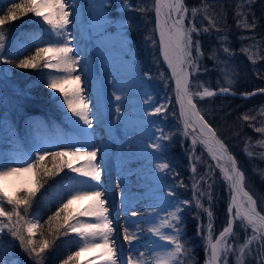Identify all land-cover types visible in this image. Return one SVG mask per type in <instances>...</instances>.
I'll return each instance as SVG.
<instances>
[{"label": "snow or ice", "instance_id": "obj_1", "mask_svg": "<svg viewBox=\"0 0 264 264\" xmlns=\"http://www.w3.org/2000/svg\"><path fill=\"white\" fill-rule=\"evenodd\" d=\"M252 3L253 0H241L238 3L235 12L238 28L255 29L254 19L252 23L248 21L247 8ZM103 6L101 4V7ZM124 6L131 7L128 4ZM210 7L207 0H202L201 6L191 9L185 0H153L155 31L158 33V39L153 40V44L158 46L160 57L170 70V78L175 83V100L179 105V117L183 125L182 134L186 138L191 136L193 155L197 143L202 144L211 159L216 162L215 167L220 169L228 184L229 219L218 237L214 238L212 230L213 197L212 183L209 182L211 176L197 178V168L193 164L191 167L193 199L183 201L176 199L166 217L159 223L150 222L147 232L155 239L151 241V247L147 252L138 251L133 246L125 253L122 244L115 238V228L109 217L110 209L105 207L108 201L100 183L103 169L97 164L99 149L73 143L67 150L41 147L22 162L14 165L0 163V264H11V260L5 258L6 250L3 240L5 233L19 242V247L27 253L34 264H45L46 250L50 249L61 236L68 237L72 233L75 234L76 239L66 243H74L77 250L70 252L60 261V264H187L189 260L194 259L192 249L184 238L185 225L182 213L189 207L203 209L209 218L206 236H204L203 225L197 226V235L205 239L207 252L205 264H228L229 255L235 256V264H245L247 258H252L256 264H264V214H262L264 208H258L257 200L246 189L245 173L241 170L239 162L205 119L197 104V100L231 93L232 76L224 72L225 84L228 86H221L218 91L208 88L199 80L195 83L197 90L193 91L192 78L200 73L201 61L205 55L200 40L194 39V35L199 37L205 33L210 35L213 30L217 33L222 31L217 20L208 15ZM139 10L147 11L146 8ZM74 11L75 0H20V2L11 0L10 6L0 14V53L5 48L6 25L29 14L39 18L42 24L48 25L49 39L37 45L34 53L26 55L15 64V67L55 69L58 75L49 74L46 81V87L53 90L54 101L62 109L66 108L67 112L78 118L77 124L82 121L83 125L92 128L94 114L90 117L88 102L84 96L85 88L82 87L81 73L78 69L80 60L78 54L74 53L71 43L73 35L69 25L75 23L74 18L70 19L74 17ZM198 15L201 16L200 27L196 25ZM204 20H207V26L203 25ZM217 39L221 42V48L211 50L209 59L219 62L218 53L222 51L227 63L233 55L227 44L228 37L227 35L218 36ZM249 39L255 40V37H249ZM251 47H256V44ZM241 51L249 53L250 49L242 48ZM256 55L253 53L248 58L255 63ZM0 62L9 63L10 61L0 57ZM161 76L163 77V74ZM147 78L152 79L150 75ZM259 91L264 93V89ZM231 94L235 95V93ZM255 94L253 92L243 95ZM115 99L119 101L121 96L116 95ZM116 111L119 112L120 109L117 108ZM167 111V104H161L152 114L163 115ZM260 114H264V108L260 110ZM241 119L249 121L255 117L244 114ZM255 130L264 133V126L257 127ZM159 131L160 136L152 145L156 151L165 148L161 141L171 140V136H166L162 128ZM258 143L264 147V140ZM244 151L250 158L253 156L247 147ZM261 157L264 158V153H261ZM169 167L167 162H161L157 170L167 172ZM211 168L212 166L209 165L210 172ZM65 169L75 175L65 177L66 192L58 200L56 211L46 221L49 225L48 232L53 238L51 240L42 238L38 241L35 236L42 225L35 215L29 217V209L46 180L60 175ZM261 175L264 176V173ZM17 181L21 182V187L15 195H9V185H15ZM202 183L207 184V189L201 187ZM179 186L187 187L183 182H180ZM167 195L175 197L176 193L169 191ZM205 197L208 200V208H204L202 203ZM83 199H91L93 203L83 211L77 212L72 205ZM131 215L138 217L140 213L133 211ZM81 217L93 219L86 221ZM195 219L199 220V216ZM237 221L247 237L242 244L238 245L228 241L229 236L238 239L234 232ZM140 223L133 222L123 228V240L129 245L140 240L139 233L143 231L139 227ZM129 227H135L136 231L130 232ZM40 235L43 237V232ZM254 244L257 247L253 248ZM85 253L94 254V258L85 259Z\"/></svg>", "mask_w": 264, "mask_h": 264}, {"label": "bare ground", "instance_id": "obj_2", "mask_svg": "<svg viewBox=\"0 0 264 264\" xmlns=\"http://www.w3.org/2000/svg\"><path fill=\"white\" fill-rule=\"evenodd\" d=\"M104 1L75 0L74 17H70L75 20L69 25L73 35L71 43L80 60L78 69L85 88L84 96L90 117L94 114V118L93 127L88 128L82 121L77 124L78 118L63 108L70 131L82 132L80 137L70 132L66 141L68 147L81 142L99 149L97 164L103 169L100 183L106 192L108 202L105 207L110 209L115 238L124 251L134 246L147 252L155 239L147 232L150 222L159 223L172 210L171 197L162 188V178L157 170L158 151L152 147L160 132L154 123L159 115L152 114L160 98L148 94L151 88L142 77L143 69L134 66L130 44L120 29L123 26L110 23L109 14L103 11ZM116 95L121 96V100L117 101ZM1 133H5L4 129ZM26 158L19 151L14 136L0 138V163L14 165ZM20 184V181L10 184L9 189H16ZM92 203L91 199L77 201L83 209ZM133 211L140 215L133 217ZM84 218L86 221L93 219ZM133 222H141L139 227L143 231L139 233L140 240L129 245L123 240V228ZM129 231H136V228L129 227ZM84 256L94 258L92 253Z\"/></svg>", "mask_w": 264, "mask_h": 264}, {"label": "rangeland", "instance_id": "obj_3", "mask_svg": "<svg viewBox=\"0 0 264 264\" xmlns=\"http://www.w3.org/2000/svg\"><path fill=\"white\" fill-rule=\"evenodd\" d=\"M7 1L8 0H0V3H6ZM9 1L11 4V0ZM16 2H20V0H16ZM131 3V0H105L103 11L109 14L108 20L110 21V23L123 26L120 29L122 32H124L123 34L126 42L130 44L129 53L130 57H132L133 59L134 66H138V68L143 69L142 72L144 73L142 74V77L146 79V85L148 86V88H151L148 94L152 98H160L159 104H157L156 107H159L161 104H167L168 111L163 115H159V119H157V122H154L158 130L162 128L166 136H171V140L165 139L161 141V143L165 145V148L161 151H158L157 156L159 164L161 162H167L170 165L167 172H160V177L162 178V188L166 191V193H168L169 191H173V186H171L169 182L171 180H176V182H179V178H177L180 174L179 168H177V166L174 167V164L169 163L167 161V158L165 157V152H167V150L171 146L172 141L178 139L187 161V169L190 173V177L192 178L191 185L193 183V173L191 171V167L193 164H195L197 168L196 177H205L206 175L211 176V181L209 182L212 183V191L218 198H220V200L222 199L227 203L229 202V187L225 182L220 169L215 167L216 162L211 159L205 147L200 143H197V145L195 146V153L193 155L191 136L186 138L182 134L183 125L179 117V106L175 100L174 82L170 78L171 72L167 68V65L163 62L162 57H160L158 46H154L153 40H156V38L152 37L151 34L146 33L144 37L141 38L142 49L146 56V63L141 62L138 57L136 50L139 48L137 46V43H135L129 36L128 32V27L130 25L127 22L129 14L131 13V11H133ZM149 3L150 0H147L145 7L147 6L148 11H151L152 6H148ZM125 4L131 5V7H125ZM144 17H148L147 14L144 15ZM19 20L20 21L16 20L15 22H12L5 26L7 30L5 48L3 49V52L0 53V57L10 61L9 63L0 62V138L9 139V137L14 136L16 138V143L18 144L19 151L24 153V155H26L27 157L41 147H46L52 150H67L68 144L66 141V136H68V134L72 132L76 136L80 137L82 132L77 129L70 131L69 127L66 125L67 113H63L62 108L54 101L52 96L53 90L46 87V81L49 74L58 75V73H56L52 69H46L43 67L36 69H20L15 67V64L19 63V61L26 56L25 55L18 58V55L33 54L37 45H39L42 41H47L49 39L47 32L48 25L42 24L39 21V18H35L31 14H29L28 16H24ZM147 22H149V18ZM161 74H163V77L161 76ZM148 75H150L152 79L149 80L147 78ZM91 78L94 79L93 76H91ZM216 79L217 82H221L219 76ZM197 80H199L205 86L213 83L214 81V79L210 75V71L207 72L206 78L198 76V78L196 77V81ZM29 83H39L43 88L41 91L43 92V94L40 95L39 100H37L36 102L38 103L36 105L41 107L39 108L41 109L40 115L28 116L25 111V106H27V104L33 103L32 98H29L28 96V92L31 88ZM93 90H96V87L93 88ZM2 129H4L5 131L4 134L1 133ZM159 136L160 132L158 133V138ZM79 144L82 143L79 142ZM105 156H107L106 153ZM196 158L199 159L197 160ZM249 160L250 162H253L254 159ZM209 165L212 166L211 172L209 171ZM257 168L258 167H255L254 169L257 170ZM72 175L75 174H72L68 171V169H65L64 172L52 179V186L47 191L43 193L42 189H40L33 200L35 202L32 203V206L29 209V217L35 215V217L39 219L40 224H42L45 215L43 216L42 214H40V212L37 213L36 210L32 208H36V206L39 204V208L44 207L45 209H47V211H50L53 207H56L57 209L58 200L66 192V188L64 185L67 182L65 181V177ZM109 176L110 175H108V178ZM205 186L207 187L206 183L201 184L202 188H204ZM20 187L21 184L16 189H9V195H15L16 191H18ZM185 191H188V189ZM185 191L183 193H185ZM40 194L42 195L41 200L37 198V196ZM176 199H179L180 201L192 200L193 197L190 199H183L175 196L170 198V202L173 204ZM207 202L208 200L206 197L202 199L204 208L209 207L207 206ZM72 207L77 212L84 210L79 204H77V202H74ZM193 210H196L197 213H199V222H201V224L203 225L204 236H206L209 218L207 216V213L204 212L203 209L189 207L186 208L184 213H182V216L185 219L187 212H193ZM201 213L203 214V217L201 216ZM81 219L85 220L84 217H81ZM237 223L239 222L237 221ZM48 227L49 226H44V228L38 230L35 239H37L38 241L40 240V232H43L44 234V237H42L43 239H50L51 235L48 232ZM239 231L240 234H243L244 240L236 242L235 244L237 245L242 244L247 238L241 229ZM248 234H251L250 229ZM185 235L186 226L184 227V236ZM213 236L214 238L218 237L214 234V232ZM231 238L233 237H228V241L230 243H232ZM60 239H62V241L58 242V240H56L54 245L50 249L46 250L44 254L45 261L46 259H48L47 255L53 254V252H56V250H66H61L60 246L62 242L66 243L69 241H73L74 239H76V237L75 234L72 233L68 237L62 236ZM3 240L5 242L4 248L6 250L5 258L10 259L11 264H34V261L28 257L27 253H24L23 250L19 247L18 241H14L12 237L7 233L4 234ZM133 243L137 242L134 241ZM68 245L75 246L74 243H68L67 246ZM188 245L189 247H191L192 256L194 257V248L190 241H188ZM252 247L255 248L257 247V245L254 244ZM203 250L205 261L202 264H205L207 259L205 239ZM127 252L128 251H125V253ZM84 258L88 259L92 257L84 256ZM230 259L232 263L235 264V256L229 255L228 264L230 263ZM245 264H256V261L252 258H247L245 260Z\"/></svg>", "mask_w": 264, "mask_h": 264}, {"label": "trees", "instance_id": "obj_4", "mask_svg": "<svg viewBox=\"0 0 264 264\" xmlns=\"http://www.w3.org/2000/svg\"><path fill=\"white\" fill-rule=\"evenodd\" d=\"M146 1L147 0H131L133 11L129 14L127 22L130 25L128 27L129 36L135 43H137L139 49H137L136 52L143 63H146V56L142 49L141 38H143L146 33H149L152 37L158 39L157 32L155 31L156 21L155 12L153 10V1L150 0L148 5L152 6L151 11H148L147 6L145 7ZM3 2L0 3V13L6 11V8L10 6L9 0L6 3ZM185 2L190 9L193 7H199L202 4V0H185ZM240 2L241 0H207V3L211 5L208 15L217 20V24L222 28V31L217 33L213 30L210 35L205 33L199 37L194 35V39L200 40L205 55L201 61L200 74L193 76L192 79L193 85H195L196 77L198 78V76H200L206 78L207 72L210 71V75L214 81L213 83L208 84L207 87L219 89L221 86H228L225 84L226 78L224 72L226 71L233 79L231 84L232 92L237 94L256 93L249 98L216 95L211 98L197 100V104L201 113L205 116V119L216 130L219 138L225 142L231 153L239 162L241 170L245 173L246 188L257 200L258 208H264V176L261 175V173H264V158L261 157V153H264V147H261L258 143L264 140V133L255 130L257 127L264 126V114H260V110L264 108V93H260L259 91L260 89H264V0H253V3L247 8L249 23H252L253 19L255 21L254 30L237 27V17L235 16V12L237 10V5ZM140 8H146L147 11H140ZM146 14L148 17H144ZM148 18L149 22H147ZM17 21L20 20L18 19ZM207 24V20H204L203 25L207 26ZM196 25L197 27L201 26L200 15L196 18ZM224 35H227L228 37L227 44L231 48L233 55L227 60V63H225V54L220 51L218 53L220 55V61L214 62L212 59H209L210 51L221 48V42L217 37H222ZM249 37H255V40L249 39ZM253 44H256V47H251ZM242 48H249L250 52L245 53L241 51ZM253 53L257 54L255 63L248 58L249 55ZM25 55L27 54H20L17 57L19 58ZM204 69H207V71H204ZM218 76L221 79V82H217L216 78H218ZM29 84L31 88L28 92V96L29 98H32L33 103L27 104V106H25V111L28 116L40 115L41 109L39 108L41 107L36 105L38 104L36 102L39 100L40 95L43 94V92H41L43 88L39 83ZM193 91H196L195 86H193ZM244 114H248L250 117H255V119L245 121L241 119ZM245 147L248 148V151L253 153L251 158L244 151ZM165 157L169 163L174 164V167L177 166V168H179L180 174L177 177L179 178V182H176V180H171L169 182V184L173 186V191L176 193V196L183 199L192 198V178L187 169V161L178 139L172 141L171 146L167 152H165ZM249 159L254 160L253 162H250ZM255 167H258L257 170L254 169ZM53 178H48L46 180L44 186L41 188L43 193L52 186L51 183ZM180 182H183L187 187L179 186ZM204 188L207 189L206 186ZM187 189L188 191H185ZM184 191L185 193H183ZM211 192L213 197L211 203V211L213 213L212 230L214 234L218 236L227 225L229 219V213L227 211L229 202L226 203L222 199L220 200V198L214 194L212 189ZM40 196L42 195L40 194L37 196L39 200ZM38 206L39 204L36 208L32 209H35L37 213L40 212L43 216L45 215L41 225L42 228H44V226L47 227L49 225H47L46 221L48 217L56 211V207L47 211L44 207L39 208ZM207 206H209L208 202ZM197 216H199V213H197L196 210H193V212H187L184 219L186 226V235L184 238L191 242L195 253L194 259L188 261V264H202L205 261L203 250L204 238L197 235V226L198 224H201L199 220L195 219ZM201 216L203 217L202 213ZM239 230V223H236V225H234V232L238 239L234 237L231 238L232 243L244 240L243 234H240ZM39 238L42 239L41 235ZM52 238L53 237L51 236L49 240ZM60 241H62V239H58V242ZM67 244L68 243L62 242L60 246L61 250L66 249L65 251L56 250L53 254L47 255L48 259H46L45 264H60V261L65 259L70 252L77 250L76 245L67 246ZM229 262V264H233L231 259Z\"/></svg>", "mask_w": 264, "mask_h": 264}, {"label": "water", "instance_id": "obj_5", "mask_svg": "<svg viewBox=\"0 0 264 264\" xmlns=\"http://www.w3.org/2000/svg\"><path fill=\"white\" fill-rule=\"evenodd\" d=\"M216 91H218V90H216ZM231 93H234V92H232L231 91ZM231 93H229V94H219V95H223V96H238V97H240V98H247V97H249V96H245V95H243V94H237V93H235V95H233V94H231ZM262 93V92H261ZM225 143V142H224ZM229 149V148H228ZM229 152L231 153V151L229 150ZM232 154V153H231ZM233 155V154H232ZM234 156V155H233ZM235 157V156H234ZM251 194V193H250Z\"/></svg>", "mask_w": 264, "mask_h": 264}]
</instances>
